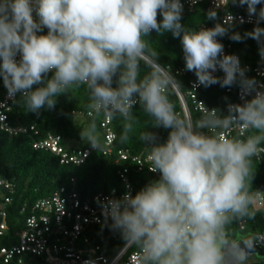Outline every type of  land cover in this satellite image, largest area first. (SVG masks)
Here are the masks:
<instances>
[{
    "label": "clouds",
    "instance_id": "clouds-1",
    "mask_svg": "<svg viewBox=\"0 0 264 264\" xmlns=\"http://www.w3.org/2000/svg\"><path fill=\"white\" fill-rule=\"evenodd\" d=\"M232 3L255 17L251 32L235 31L232 16L230 24L219 21L215 7L206 14L218 21L214 27L186 28L180 0H0V80L29 112L39 116L42 109L53 110L57 96L73 85H87L88 107L97 118L124 119L122 141L133 130L138 103L156 128L168 130L163 142L150 131L140 137L148 149L149 171L159 179L134 196L126 192L101 203L111 229L138 250L139 264H223L230 247L225 226L250 216L249 206L260 198L259 192H249L246 180L251 157L264 151L259 147L264 84L248 78L239 57L225 54L218 38L255 40L264 60V27L259 26L264 0ZM45 29L47 34H38ZM152 32L180 39L185 70L197 78L194 87L237 86L243 103L229 104L227 115L206 108L195 128L181 118L169 100L176 78L144 39ZM149 52L155 67L145 64L150 71L140 78ZM217 70L223 78L214 75ZM239 127L252 134L230 137V130ZM79 135L93 150H102L94 121Z\"/></svg>",
    "mask_w": 264,
    "mask_h": 264
},
{
    "label": "trees",
    "instance_id": "trees-1",
    "mask_svg": "<svg viewBox=\"0 0 264 264\" xmlns=\"http://www.w3.org/2000/svg\"><path fill=\"white\" fill-rule=\"evenodd\" d=\"M260 6H258L259 8ZM204 11V5L196 7L194 11H185L182 13L181 23L186 28L196 31L205 25L212 28L218 21L208 20ZM220 21V14H218ZM161 19L158 15V20ZM264 27V23L260 25ZM254 26L237 25L234 30L241 35L245 32H251ZM47 34V29L43 33ZM149 43V49L155 51L158 57V63L165 69L171 68L174 80L180 93L184 96L192 126L195 128L197 120L201 119L203 113L197 109V103L201 102L209 109H219L223 115L228 114V105L234 100V96L227 94L225 88L218 84L205 88L200 86L196 91V100H193L189 94L192 91L191 83L197 80L193 72L185 70L184 54L179 38H174L171 32L156 33L152 32L150 37H144ZM219 41L231 51L238 55L245 65H256L259 59L258 45L255 40L246 39L244 42H233L227 37L218 38ZM149 54L145 55L153 61ZM19 60V59H18ZM150 65L144 59L141 61L140 78H143L150 71L145 67ZM184 70L183 74H175V70ZM180 82V83H179ZM115 86V85H114ZM8 94L7 89L0 80V101H4ZM90 93L87 85L71 86L66 94L57 96L55 109H42L37 116L27 110L22 99L17 96L9 102L10 111L7 112L8 123L11 127L28 128L34 127L38 132L29 131L27 134L19 133L10 135L0 128V176L16 185L14 204L10 209L9 227L10 235L17 237L20 231L21 215L19 211L25 205L31 206L38 199L47 197L62 187L75 191L82 199H87L99 193H108L116 189L123 191L119 171L129 167V179L133 187L134 195L148 183L159 179L158 177L147 173L139 172L129 163H117L118 152L128 151L131 155H140L148 152L145 144L140 137L143 133L150 131L156 133L160 142L167 139L168 130L156 128V121L147 112L144 111L141 104H137L132 110V116L135 118L133 130L128 133V139L121 140L123 132L124 119L119 115L110 118L108 128L115 134V141L111 148L106 146V130L102 123L106 120L103 117L97 118L93 111L88 107L90 102ZM169 100L174 105L175 111L179 116L185 119L183 107L178 95L171 87ZM92 111V116L88 113ZM186 120V119H185ZM95 122L99 139L102 144V150H93L86 141L81 140L80 131L87 128L92 122ZM207 133L208 130L204 129ZM253 130L248 132L252 134ZM49 135H58L62 138V145L68 148L89 149L91 155L84 165H61L57 157L45 151L35 150V142L45 140ZM260 146H264V142ZM103 151H110V154L104 155ZM251 175L246 180L249 192L264 191V170L251 157ZM264 162V161H263ZM250 216L234 218L226 226L225 230L228 236L232 230L240 233L251 232L253 234H264V214L255 206H249ZM246 221L245 229L241 230V223ZM96 243L101 244L109 256L114 255L121 249L125 241L117 231L111 227H96ZM17 242V238L12 239ZM249 264H264V259L251 258ZM43 264L36 257H27L24 264Z\"/></svg>",
    "mask_w": 264,
    "mask_h": 264
},
{
    "label": "built area",
    "instance_id": "built-area-1",
    "mask_svg": "<svg viewBox=\"0 0 264 264\" xmlns=\"http://www.w3.org/2000/svg\"><path fill=\"white\" fill-rule=\"evenodd\" d=\"M180 2L183 5V12L194 11L196 7L204 5V11L207 13L215 7L221 16L220 21H224L225 24H230L233 17V26H255V17L250 18L246 7L236 6L232 0H197L195 4L192 3V0H180ZM202 27L209 28L205 25ZM224 53L236 55L231 53L226 46H224ZM18 59L19 56H17ZM239 59L241 67L247 69L246 76L250 79L254 78L258 84H264V60L259 56L257 64L252 66L243 64L240 57ZM144 60L155 67L153 61L147 57H144ZM164 70L169 75L172 72L170 67ZM174 72L183 74L184 70L180 69ZM214 75L223 78L224 73L217 70ZM195 83L196 81L190 84L192 91L189 94L193 100H196V91L200 87H194ZM171 87L181 101L186 121L192 125L184 96L174 81ZM225 90L227 94L234 96V100L230 104L243 103L239 87L233 86L225 88ZM12 100L14 98L7 94L4 101H0V128L10 135L27 134L29 131H33L37 135L38 132L34 127L30 129L14 128L9 125L7 112L10 111L9 102ZM206 108L201 102L197 103L199 111L205 113ZM91 112L88 113V116H92ZM109 124L110 118L102 123V127L107 132L106 146L111 148L115 141V134L108 128ZM249 131L243 127L233 128L229 135L244 139L248 136ZM259 147L264 148V146ZM33 148L53 154L61 165L81 166L91 155L89 149L63 146L62 138L58 135H49L45 140L35 142ZM144 152L140 155H131L128 151H119L117 163H129L139 172L145 171L159 178L157 173L149 171L151 161L148 159V152ZM103 154L108 155L110 151H103ZM253 157L264 170V151ZM119 175L124 186L123 191L114 189L108 193H99L82 199L75 191L62 187L52 195L38 199L31 206H23L19 211L21 226L17 237L10 235L9 227V215L15 201L16 185L13 181L0 176V264H24V259L29 256L36 257L43 264H139L138 250L131 244L124 243L117 253L109 256L103 246L95 242L98 237L96 227L105 228L111 225V220H106L103 215L101 203L105 202L106 198L120 199L126 192H131L134 196L128 176L129 167L119 171ZM257 192L260 193V198L253 205L264 214V191H252L251 193ZM245 224L246 221L241 223V230L245 229ZM14 238H17V242H13Z\"/></svg>",
    "mask_w": 264,
    "mask_h": 264
},
{
    "label": "water",
    "instance_id": "water-1",
    "mask_svg": "<svg viewBox=\"0 0 264 264\" xmlns=\"http://www.w3.org/2000/svg\"><path fill=\"white\" fill-rule=\"evenodd\" d=\"M254 255L264 259V234L240 235L225 251L223 264H241ZM241 256L242 260L239 259Z\"/></svg>",
    "mask_w": 264,
    "mask_h": 264
},
{
    "label": "rangeland",
    "instance_id": "rangeland-1",
    "mask_svg": "<svg viewBox=\"0 0 264 264\" xmlns=\"http://www.w3.org/2000/svg\"><path fill=\"white\" fill-rule=\"evenodd\" d=\"M227 233V232H226ZM248 233H251V232H248ZM248 233H240V232H238L237 230H232V232H231V234L228 236V234H227V239L229 240V242H230V245H232L235 241H236V239L240 236V235H246V234H248ZM251 258H257L255 255L254 256H252ZM250 258V259H251ZM250 259H248V260H245L243 263H241V264H249L250 262H249V260ZM257 259H260V260H263V259H261V258H257ZM39 261V260H38ZM36 264H40V263H36Z\"/></svg>",
    "mask_w": 264,
    "mask_h": 264
}]
</instances>
